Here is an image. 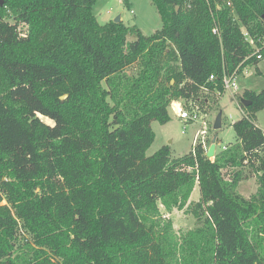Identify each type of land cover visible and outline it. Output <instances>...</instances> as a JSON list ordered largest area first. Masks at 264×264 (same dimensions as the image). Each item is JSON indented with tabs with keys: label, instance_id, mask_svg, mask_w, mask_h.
<instances>
[{
	"label": "trees",
	"instance_id": "16d2710c",
	"mask_svg": "<svg viewBox=\"0 0 264 264\" xmlns=\"http://www.w3.org/2000/svg\"><path fill=\"white\" fill-rule=\"evenodd\" d=\"M151 1L144 35L100 24L95 0H0V264H264V90H243L213 159L202 142L145 154L171 99L220 97L223 72L264 58V0ZM174 209L198 224L176 232Z\"/></svg>",
	"mask_w": 264,
	"mask_h": 264
},
{
	"label": "rangeland",
	"instance_id": "374dc122",
	"mask_svg": "<svg viewBox=\"0 0 264 264\" xmlns=\"http://www.w3.org/2000/svg\"><path fill=\"white\" fill-rule=\"evenodd\" d=\"M128 1L130 3L129 6L125 4L124 0H95L92 6V13L100 24L120 17V22L126 26H137L144 35H150L161 28L162 21L151 0ZM128 39L133 40L134 36L129 35ZM138 69V64L135 63L127 68V72L136 73ZM235 81L238 85L236 94L226 89L220 97H217L212 92L200 89L194 99L182 103V105L184 104V109L189 112H197L198 119L196 120L191 121L180 118L169 106L170 120L167 123L161 124L155 120L151 122L155 137L145 154L149 156L161 146L168 145L170 156L179 157L188 153L197 140L205 142L207 148L214 135L217 137L216 152L222 146L237 142L232 123L242 117V111L245 112L238 106V97L241 96L244 89H251L256 92L264 90V58L260 59L257 65L250 64L244 67L237 74ZM171 83H173L172 80ZM174 100L180 101L181 98L171 99V101ZM194 102L198 103L200 107L194 105ZM219 112H221V126L218 129H214L213 123ZM39 116L44 122L53 123L49 118L42 115ZM253 119L260 127H263L264 108L257 111ZM202 129L204 134L196 135L197 131ZM238 188L241 193L250 195L256 189L255 179L251 177L241 181ZM191 194L193 195L192 198H197L199 195L197 187ZM3 203H7L6 200ZM168 216L176 232L193 228L198 224L196 217L183 210L174 209ZM26 236L27 234H21L20 240H24Z\"/></svg>",
	"mask_w": 264,
	"mask_h": 264
},
{
	"label": "built area",
	"instance_id": "2783aa9c",
	"mask_svg": "<svg viewBox=\"0 0 264 264\" xmlns=\"http://www.w3.org/2000/svg\"><path fill=\"white\" fill-rule=\"evenodd\" d=\"M228 4L230 5V3H228ZM212 32L219 36L220 33H219V28H218L217 25L213 26ZM243 34H244V37H245L246 41H248L253 47L256 46L255 43H254L253 38L250 36V34L247 31H244ZM262 46L264 47V38L262 39ZM259 50L260 49L256 47L254 52H253V54H255L258 59H262V56H261ZM237 68L238 67H236V69L233 72H231V73L223 72L222 77L220 79L221 83L223 85V92L226 89H228V90L233 91L235 94L237 93L238 85H237V83L235 81V78H236L237 74H239V71H238ZM215 78L216 77L213 74H211L209 76V80H214ZM202 89L206 90L205 88H202ZM182 103H183L182 100H180V101L174 100V101L170 102L169 106H171V109L173 110V112L177 116H179L180 118L188 119V120H191V121L198 119L197 112H195V111L189 112L188 110L183 108L184 104L182 105ZM242 114H244L243 111H242ZM197 134L198 135L199 134L203 135L204 134V130L202 129L200 131H197L196 135ZM196 142H202V144L205 146V142H203V141L197 140ZM196 142L193 144V146L196 144ZM222 148H225V146H222ZM192 149H193V147H192ZM206 150H207V148H206ZM215 153H216V150H215ZM186 168L187 169H191L189 166H187Z\"/></svg>",
	"mask_w": 264,
	"mask_h": 264
},
{
	"label": "water",
	"instance_id": "95a60500",
	"mask_svg": "<svg viewBox=\"0 0 264 264\" xmlns=\"http://www.w3.org/2000/svg\"><path fill=\"white\" fill-rule=\"evenodd\" d=\"M176 9H177V7H176ZM113 21L114 22H120V17H116ZM62 97H65V95H63ZM241 102L247 104V102H245L243 99H241ZM220 126H221V112H219L217 114V116L214 120V123H213V128L218 129V128H220ZM216 141H217L216 135L212 136L211 141H210V143L207 147L206 153H205L207 158L211 159L215 156Z\"/></svg>",
	"mask_w": 264,
	"mask_h": 264
},
{
	"label": "crops",
	"instance_id": "0c3cea01",
	"mask_svg": "<svg viewBox=\"0 0 264 264\" xmlns=\"http://www.w3.org/2000/svg\"><path fill=\"white\" fill-rule=\"evenodd\" d=\"M260 60V59H259ZM243 70V69H242ZM240 184V183H239ZM238 187H239V185H238ZM242 188H243V186H242ZM238 189V191H239V188H237ZM194 190H195V188H194ZM256 190V189H255ZM255 190H253L252 191V193H254L255 192ZM240 192V191H239ZM192 193H193V191H192ZM241 193V192H240ZM251 193V194H252ZM242 195H244L245 197H248L249 195H245V194H243V193H241ZM193 197V195L191 194V196H190V200H197L198 198H199V195L197 196V198H192Z\"/></svg>",
	"mask_w": 264,
	"mask_h": 264
}]
</instances>
